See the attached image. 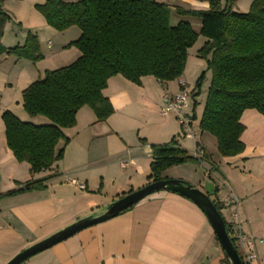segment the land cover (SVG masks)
<instances>
[{
    "label": "crops",
    "instance_id": "0c3cea01",
    "mask_svg": "<svg viewBox=\"0 0 264 264\" xmlns=\"http://www.w3.org/2000/svg\"><path fill=\"white\" fill-rule=\"evenodd\" d=\"M156 1L170 7V21L176 13L179 17L175 21L189 22L195 32L200 30L199 20L194 16L180 15L174 8L201 10L209 5V0ZM9 2L5 0L4 8L10 15L18 16L17 9L25 5L32 17H36L40 25L28 26L29 33L43 30L53 37V40L48 38L47 41L40 39V49L43 56L46 55L45 63L51 64L55 62L54 58L60 59L50 50L55 39H67L62 36L69 32L73 37L80 35L79 30L71 29L73 27L57 33L44 27V21L33 15L32 7L37 2ZM251 2L237 0L232 9L245 12ZM7 24L4 25L1 43L12 47V44H7ZM200 38L198 35L196 42L199 41L202 46L206 39ZM70 41L67 39L66 43ZM62 52H70L72 58L69 63L80 54L75 47ZM3 57L5 55L0 56ZM200 62L194 63L196 70L202 66ZM207 71L209 74L210 71ZM184 75L185 68L179 78L166 82L149 75L142 76L140 84L121 75L108 79L102 94L110 100L113 113L106 120L97 121L91 108L82 106L76 113L75 125L63 129L68 142L65 144L60 140L56 145V149L63 148V157L55 161L51 168L39 173H31L29 165L24 169L22 179L31 175L40 176L45 187L0 200V264L24 247L79 218L100 211L116 198L150 182L151 145L163 144L171 139L192 156L196 149H201L210 160L205 159L204 166L200 162L171 166L164 170L162 179L186 181L219 202L222 205L221 214L229 227H238L244 234L254 237L257 258L251 264H264V115L254 109L244 110L240 117L244 125L240 137L244 149L238 155L221 157L216 150L215 138L199 129L203 107L199 111L197 103L193 108L198 96L194 99L189 92L192 108L187 113L192 119L193 138L181 135L174 114H160L164 95L176 93L181 88L180 83H186L182 79ZM16 109L11 112L26 121L27 118L21 116L27 113L17 106ZM28 119L35 125L47 123L40 116L31 119L28 116ZM0 134V172L5 180L0 184V191L5 192L20 187V184L16 186L14 183L19 181L16 173L22 163L17 162L6 145L1 120ZM67 173L69 177L83 182L85 187L81 189L67 180L64 182ZM230 192L241 201L237 209L227 203ZM223 258V250L203 211L192 200L178 193L160 190L144 197L130 210L86 227L21 264H221Z\"/></svg>",
    "mask_w": 264,
    "mask_h": 264
},
{
    "label": "trees",
    "instance_id": "16d2710c",
    "mask_svg": "<svg viewBox=\"0 0 264 264\" xmlns=\"http://www.w3.org/2000/svg\"><path fill=\"white\" fill-rule=\"evenodd\" d=\"M236 1L209 0L208 8L201 10L176 6L178 14L200 18L198 32L187 21L171 24L170 7L156 0H44L35 4L54 30L79 29L80 35L66 47L74 46L80 54L65 66L45 70L42 78L21 92L27 114L44 116L49 123L24 122L9 110L1 114L6 145L15 159L27 162L31 173L51 168L63 156V148L56 149L57 143L68 142L63 129L75 125L82 106H89L97 121L113 113L110 100L102 94L110 77L121 75L136 84L148 75L161 82L175 80L182 75L188 49L198 35L206 41L197 55L206 61L211 73L199 129L215 138L221 157L240 154L244 149L240 139L243 111L254 109L264 115V0H252L246 12L232 9ZM4 2L0 0V56L42 59L35 34L28 33L21 45H2L4 25L11 20ZM204 78L202 72L190 91L192 98L200 94ZM196 105L194 101L193 108ZM151 149L150 182L162 179L164 170L171 166L199 163L174 139L152 144ZM203 158L210 160L205 152ZM35 187L44 188L43 180L26 181L19 188L0 192V198ZM212 201L221 213L222 205ZM221 264H231L225 253Z\"/></svg>",
    "mask_w": 264,
    "mask_h": 264
},
{
    "label": "rangeland",
    "instance_id": "374dc122",
    "mask_svg": "<svg viewBox=\"0 0 264 264\" xmlns=\"http://www.w3.org/2000/svg\"><path fill=\"white\" fill-rule=\"evenodd\" d=\"M9 1H10L9 4L13 3L12 0H9ZM27 1L28 2H37V3L44 2V1H35V0H27ZM37 3L33 4V7H32L33 11H34L33 15L39 17V21L40 20L44 21V25H45L44 27H46L49 30H51L53 32H56V33L57 32H63V31L66 30L65 29L63 31H57V30H54L53 28H51L49 25H47L45 20H43L44 19L43 16L35 8V4H37ZM17 10H18L17 11L18 12V16H15V15L11 14V20L7 22L8 24H7L6 30H5L6 39L9 41V42L7 41L8 42L7 44L10 43V44H12L11 46L24 43L25 38H26L27 34L29 33V27L28 26H30V25H33V26L40 25L38 23V21H36V17H32V15L30 14L29 7H27V6L25 7V5H23L22 7H20ZM246 10H248V9H246ZM176 17H179V15L174 13L173 14V18L170 21L171 24H176L177 23L175 21ZM195 19L199 20V22L201 23V20H200L199 17H195ZM71 27H73L71 29L79 30L76 26H71ZM31 34H35L37 36V39H38V42H39V46H40V39L42 41L43 40L47 41L48 38L53 40V37L50 34L48 35V34L44 33L43 30L38 31L37 33L34 31V32H31ZM58 35H60V34H58ZM77 35L78 34H76V36L73 37L74 35L72 36L71 32H69V34H66L65 36H62V37H65L68 40H74L75 38H77ZM201 38H203V36H201ZM67 39H58L59 42H58L57 39H55L54 46L50 50H52V52L54 54H58L60 59L57 60L56 58H54L53 61H55V62L51 63V64L45 63L44 59H45L46 55L43 56V53H42L41 49H40V52H41L43 58L40 59V60H37V61H31V60H28L26 58H18V57L14 56V55H11V56L5 55V57L0 58V120L1 121H2L1 114L3 113V111H5V110H10V112H11V110L17 111L16 106L21 108L23 110V113H27L22 107L21 89L26 87L32 81L37 80L39 78H42L43 75H44V72H45L44 69L50 70V69L57 68L59 66H62V65H65V64L69 63L68 60L72 58V56L69 54L70 52L63 53L62 51L70 49V48H72L74 46L66 47V45L69 43V42L66 43ZM16 42H18V43H16ZM55 42H57V43H55ZM62 43H63V45L65 43L66 44L63 46ZM60 44H61V48H60ZM200 46H201V43L198 41V42H195V44L193 45V47L190 50H188L186 64H185L186 65V67H185V75L182 76V79L186 82L185 83V89L188 92H190V90L193 89V87L195 85V82H196L197 78L199 77V75L202 72H204L205 78H204V80H203V82L201 84L200 94L197 95L198 98H196L197 96H195L196 101L198 100L197 103H199V107H198L199 111H201L202 107L204 106V102H205V98H206V94H207V88H208V85H209V82H210V73L208 74V71L206 70L205 61L196 55V50ZM196 61H201L200 63H202V66L199 67V69H197V70H196V68H194V63ZM15 62L17 63L16 65H15ZM189 102H190L189 103L190 107H189V109H186V111L190 112V110L192 108V99H191L190 95H189ZM168 114L172 115V114H174V112H169ZM27 115L28 114H26V116H21L23 118H27L26 121L25 120H22V121L32 123L31 121H27V120H29L28 116L30 117V119H31V117H35V116H30V115L27 116ZM40 117H44V116H40ZM45 119H46L47 123H49V120L47 118H45ZM195 127H196V125H195ZM181 135H182V133H181ZM4 140H5V135H4ZM59 160H57V161H59ZM17 162L18 163H22V164L20 166V169H18V171L16 173L17 176H19V177H17V179L19 181H16L14 183L16 186L19 185V184L21 186L26 181H30V180H35V181L36 180H41V179L43 180L42 177L37 176V175H35V177H33L31 175V177H27L26 179H22V176L25 173L24 169L29 164L27 162H23V161L22 162L17 161ZM194 165H195V167H197V164H194ZM22 167H23V169H22ZM36 173H39V172H36ZM198 173H199V175H201V173H202L200 168L198 170ZM0 180H1L0 184L4 183V181H5L3 179V177H1V172H0ZM63 181L66 182V177H64ZM43 182H44V180H43ZM12 189H16V188H11L9 190H12ZM42 189L43 188H39V187L25 189V190H23L21 192L13 194V195L2 197V198H0V200L3 199V198L8 199L10 197H13L16 194H19V193H24V192L32 191V190H42ZM9 190H6L5 192H7Z\"/></svg>",
    "mask_w": 264,
    "mask_h": 264
},
{
    "label": "water",
    "instance_id": "95a60500",
    "mask_svg": "<svg viewBox=\"0 0 264 264\" xmlns=\"http://www.w3.org/2000/svg\"><path fill=\"white\" fill-rule=\"evenodd\" d=\"M171 191L192 200L204 213L214 235L231 264H243V261L226 229L224 217L215 207L212 198L198 187L180 179H159L148 182L142 187L130 191L108 203L100 211L79 218L49 236L25 247L14 254L4 264H21L31 256L46 250L54 244L74 235L78 231L94 224L106 221L127 207L136 204L144 197L156 191Z\"/></svg>",
    "mask_w": 264,
    "mask_h": 264
},
{
    "label": "built area",
    "instance_id": "2783aa9c",
    "mask_svg": "<svg viewBox=\"0 0 264 264\" xmlns=\"http://www.w3.org/2000/svg\"><path fill=\"white\" fill-rule=\"evenodd\" d=\"M184 86L185 84L181 82V88L176 93L164 95L163 104L160 108V114L166 116L169 112H174V115L180 125L182 135L193 138L194 134L191 130L192 119L186 111L189 105V92L184 88ZM194 157L199 159L201 165H205L203 151L201 149H196L194 151ZM66 176V180L69 183H72L81 189L85 187L84 183L79 181L77 178L69 177L68 173ZM227 203L235 209L241 205V201L238 196L231 192ZM229 228V235L231 239H233L234 245L239 255L241 254L243 263L251 264L257 258V253L254 246V237L250 234H244L238 227Z\"/></svg>",
    "mask_w": 264,
    "mask_h": 264
}]
</instances>
